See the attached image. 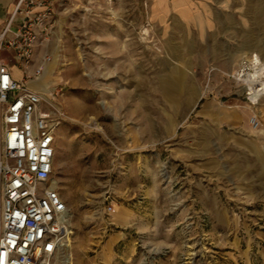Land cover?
I'll return each mask as SVG.
<instances>
[{
	"label": "rangeland",
	"instance_id": "obj_1",
	"mask_svg": "<svg viewBox=\"0 0 264 264\" xmlns=\"http://www.w3.org/2000/svg\"><path fill=\"white\" fill-rule=\"evenodd\" d=\"M204 5L58 0L37 86L67 114L54 182L75 264H264V114L253 71L219 72Z\"/></svg>",
	"mask_w": 264,
	"mask_h": 264
},
{
	"label": "built area",
	"instance_id": "obj_2",
	"mask_svg": "<svg viewBox=\"0 0 264 264\" xmlns=\"http://www.w3.org/2000/svg\"><path fill=\"white\" fill-rule=\"evenodd\" d=\"M57 3L17 0L0 31V264H75L73 216L54 182L67 114L60 92L37 86L53 60L37 52L53 35Z\"/></svg>",
	"mask_w": 264,
	"mask_h": 264
},
{
	"label": "crops",
	"instance_id": "obj_3",
	"mask_svg": "<svg viewBox=\"0 0 264 264\" xmlns=\"http://www.w3.org/2000/svg\"><path fill=\"white\" fill-rule=\"evenodd\" d=\"M203 7H198V14L203 20L197 22L198 29L213 32L215 37H221L223 45L218 70L221 74L237 75L243 67L255 71L257 58L260 60L259 69H264V10L253 5L254 0H202ZM17 0H0V31L14 12ZM212 15V16H211ZM199 16V17H200ZM213 17V19H211ZM228 46V48H226ZM13 75L22 78L21 69L12 58H9ZM258 82V89L262 88ZM238 83V82H237ZM238 90V89H237ZM250 90V89H249ZM239 91V90H238ZM235 95L239 94L236 91ZM235 96L236 102L237 98ZM250 108L259 114H264V92L251 103Z\"/></svg>",
	"mask_w": 264,
	"mask_h": 264
},
{
	"label": "bare ground",
	"instance_id": "obj_4",
	"mask_svg": "<svg viewBox=\"0 0 264 264\" xmlns=\"http://www.w3.org/2000/svg\"><path fill=\"white\" fill-rule=\"evenodd\" d=\"M255 61L257 62V67H255L256 70L254 71V73L250 74V76H249V78L247 80L245 79V82L251 84L250 85L251 87L249 89L252 92V101L253 102H255V99H257L262 94V92H264V82H262V85H263L262 88L258 89L256 86H254L259 81L261 82L260 79L264 78V69H263L262 72L259 69V66H260V63H261L260 60L257 58Z\"/></svg>",
	"mask_w": 264,
	"mask_h": 264
}]
</instances>
